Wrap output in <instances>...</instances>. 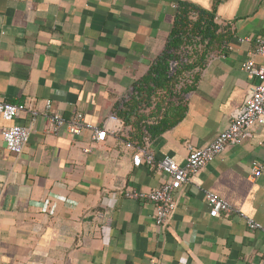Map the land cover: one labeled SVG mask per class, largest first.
<instances>
[{
  "label": "crops",
  "instance_id": "0c3cea01",
  "mask_svg": "<svg viewBox=\"0 0 264 264\" xmlns=\"http://www.w3.org/2000/svg\"><path fill=\"white\" fill-rule=\"evenodd\" d=\"M179 1L0 0V100L26 105L14 121L30 131L17 155L1 134L12 122L0 116V264H262L260 124L174 193L176 208L164 227L155 224L151 202L123 195L169 178L134 166L138 148L184 164L186 145H208L243 105L251 80L242 63L252 57L264 64L253 55L254 38L264 37V0L223 1L215 21L228 41L189 74L195 78L184 93L183 118L155 137L130 140L119 109L163 51ZM186 1L210 8L213 0ZM49 99L48 112L65 119L80 112L105 127V141L84 153L89 130L49 132L41 114ZM112 113L117 120L108 119ZM254 161L262 168L252 177ZM205 191L235 210L211 217ZM244 216L262 229L249 230Z\"/></svg>",
  "mask_w": 264,
  "mask_h": 264
},
{
  "label": "built area",
  "instance_id": "2783aa9c",
  "mask_svg": "<svg viewBox=\"0 0 264 264\" xmlns=\"http://www.w3.org/2000/svg\"><path fill=\"white\" fill-rule=\"evenodd\" d=\"M249 39V38H246ZM254 56L264 57V37L254 38ZM247 77L251 80L248 95L243 105L233 113L226 129L219 132L206 146L197 148L187 144V155L184 164H179L166 155L156 159L153 153L146 148H138L132 155V164L155 167L158 171L165 172L169 178L159 187L150 191H139L132 187L123 190V195L133 200H147L154 205V222L158 227L167 225L170 216L176 208L174 193L184 184L195 183L197 174L219 153L223 152L229 144H240L251 135L255 124L264 127V64H257L254 58H249L241 65ZM50 99L46 101V111L41 114L45 117L48 131L58 133L62 128L74 136H81L84 131H90L88 143L83 147L84 153L92 151L94 145L105 141L107 129L98 127L85 120L82 113L77 112L70 119H65L58 113L48 112ZM24 103H11L0 100V116L12 124L1 131L2 138L8 150L19 155L24 151L29 139V127L16 123L14 120L25 111ZM37 112L31 111V119L34 120ZM108 119L117 120L115 114H110ZM132 146L131 142L127 143ZM261 163L254 161L251 164V175L255 177L261 171ZM205 199L210 207L209 215L217 217L220 213L228 214L235 210L226 200L212 191H205ZM247 228L251 231L262 229L260 223L252 218L244 216ZM264 264V255L262 256Z\"/></svg>",
  "mask_w": 264,
  "mask_h": 264
},
{
  "label": "trees",
  "instance_id": "16d2710c",
  "mask_svg": "<svg viewBox=\"0 0 264 264\" xmlns=\"http://www.w3.org/2000/svg\"><path fill=\"white\" fill-rule=\"evenodd\" d=\"M223 1L213 0L210 8L186 0L178 2L163 51L119 109L125 125L132 128L130 140L139 143L146 135L155 137L183 118L184 93L192 88L195 78L189 74L203 68L210 52L228 41L215 21L217 6ZM148 108L146 115L143 110Z\"/></svg>",
  "mask_w": 264,
  "mask_h": 264
}]
</instances>
